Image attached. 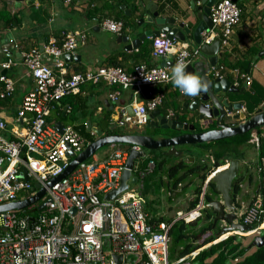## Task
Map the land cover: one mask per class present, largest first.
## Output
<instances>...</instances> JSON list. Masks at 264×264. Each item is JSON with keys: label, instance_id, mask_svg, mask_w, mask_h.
<instances>
[{"label": "built area", "instance_id": "obj_1", "mask_svg": "<svg viewBox=\"0 0 264 264\" xmlns=\"http://www.w3.org/2000/svg\"><path fill=\"white\" fill-rule=\"evenodd\" d=\"M239 1L220 0L212 7L213 27L202 34V45L218 40L220 51L228 49L241 21ZM63 2L69 6L72 0ZM93 22L116 36H121L124 30L122 22L111 19L98 18ZM85 40L86 33H66L60 45L49 42L42 49L32 48L20 55L21 64L33 79L35 88L24 96L16 115V122L24 127V136L8 140L5 136L7 124L0 118V206L26 201L41 190L44 194L23 210L0 213V264H129L127 258L130 256L136 258L133 264H192L200 250L169 261L168 234L175 222L188 223L192 215L193 220L199 218L203 202L197 206L196 213H179L170 224H155L145 211L140 192L130 189L111 202L104 201L105 195L119 188L129 152H140L139 146L126 151L118 146L105 161L82 162L69 175L50 185L72 163L68 151L77 157L88 144L72 127H64L62 134L58 133L48 119L63 98L80 94L84 85L103 84L117 91L131 90L137 99L143 97V104L135 98L126 106L133 109V116L125 112V107L119 111L120 122L141 128L147 124V116L156 111L165 98L163 93L155 94L152 90L171 84L174 66L183 62L186 70L199 56V48L189 41L179 42L161 35L151 39V57L170 56L173 59L171 68L141 64L134 66L131 72L101 67L69 74L63 57L74 54ZM46 58L52 61V66L45 64ZM16 65L12 59L0 64V100H5L15 90L14 81L2 73ZM223 70V67L213 68L211 73L220 79ZM239 79L246 86L251 84L247 76L241 75ZM179 94L185 95L181 90ZM109 98L117 104L119 92L112 93ZM172 117L173 113L169 112L167 118ZM154 168L153 161L144 168L135 163L132 171L138 180L135 186L150 176ZM23 171L26 179L20 177ZM139 189L143 190V186ZM41 205L44 208L39 211ZM262 213V201L258 197L241 215L242 225L252 227L259 222ZM261 230L259 226L251 233L259 235Z\"/></svg>", "mask_w": 264, "mask_h": 264}, {"label": "crops", "instance_id": "obj_2", "mask_svg": "<svg viewBox=\"0 0 264 264\" xmlns=\"http://www.w3.org/2000/svg\"><path fill=\"white\" fill-rule=\"evenodd\" d=\"M148 1L152 3L153 6L157 7L156 11L159 13L160 17L174 19L176 21V26L183 23L188 29L193 30L195 28L194 20L190 19L195 13V11L193 12L191 10L190 0ZM194 1L196 3L200 2V0ZM239 4L243 11L241 14L240 25L234 31L228 49L220 51L216 68H224L222 78L231 82L235 89L240 90L244 88L243 91H240L237 94L232 93L224 95L225 98L233 104H241L242 110H245V114L251 115L258 109H264V102H262L257 106L253 113H248L247 111L249 106L255 105V103L257 104V99H261V97L263 98L262 94L264 95V57H258L259 53L264 51V0H240L238 5ZM122 7L129 11L131 14L129 17L125 15ZM91 9H93L95 15L97 14L96 18H92V15L94 14L91 12ZM102 16L113 21H116L118 18L121 20L124 19L127 27L123 30L122 35L116 36L97 27L93 22V19H98ZM148 16L149 13L146 10V3H144V0H72L71 5L69 6L65 5L63 0H23L22 2H17V0H0V64L9 59L17 62L15 67L6 72V76L14 81L15 90L11 96L5 100H0V118H2L7 124L6 138L14 141L24 136V127L16 122V115L24 96L32 92L35 88L33 79L21 64V56L18 57L17 54L21 55L32 48L42 49V47L49 42H56V44L60 45L63 34L83 32L86 33V40L83 44H79V47L75 51L81 60L80 62L72 63L67 67L69 74L101 68L107 63V60L111 56H116L118 60L125 61L124 69L129 72L132 71L134 66L141 64H146L148 67L155 68H171L170 63L173 61L171 58H166L165 67H161V58L154 59L151 57L148 61H143L136 57L141 50L148 51L152 48V41L150 39L142 42L137 51L125 50L127 46L123 43V38L129 37V41L138 38L143 31L148 28V24L143 23L141 27H138V23H140L141 20L146 19ZM121 20L119 22H122ZM120 37L122 38L120 39ZM187 39L192 43L191 36H187ZM249 50H256L257 55L253 58V64L249 73L239 74V71L233 70L231 66L235 63L243 64V62L249 60L251 58L248 54ZM197 58L194 59V62L197 61ZM45 64L52 66V61L46 58ZM241 75L250 78L251 84L249 86H245L246 84L243 80L239 79ZM211 78L219 79L215 78L212 73ZM254 87L258 88L260 92L257 91L255 94L253 92ZM175 89V85L172 82L168 85L157 86L152 90L153 93H163L164 96L166 92V97L168 98V107L166 109L163 108L162 103L157 110H159L165 117L168 116L169 112H172L173 117L171 119L176 120L178 124L188 125L190 127L194 126V133L206 131L208 126H210L211 129H215L214 121L211 123L210 121L207 122L208 125L200 124L199 122H196V118L189 112L188 104L194 100L195 96H182L179 94V91H175ZM115 92H119L118 106L125 104L126 107L133 101V99H137V97L133 96V91L131 90L117 91L115 88L113 91L112 88L103 84H87L80 89V94L70 96L71 101H74L73 104H77L76 107L78 110L74 121L62 122L58 120V114L61 111L63 112L62 118L66 116L65 114L68 116L71 112L69 106H65L66 110L64 112L65 107L61 108L58 104L52 111L48 122L52 126L60 122L64 127H72L89 145L91 144V142L88 141L89 137L93 136V134L90 133L88 137L87 133L89 132L87 131L86 124L91 123L92 125H97L99 129L104 131L100 128L99 124L100 119L105 115L108 108L109 111L112 112L111 121L118 124L116 125L118 126L116 129L121 128L119 111L124 107H117L109 98V96ZM137 101L140 104H143L144 99L142 96H139ZM163 109L165 111H163ZM173 111H178L176 117L174 116ZM53 114L56 119L51 122ZM234 114L235 112H233V115ZM113 127L114 126L111 128ZM251 137V143H257L256 131H253ZM116 147L118 146H113V149L111 150L110 148V150L114 151ZM178 150L184 153L183 161L188 165L202 164L207 158L209 159V162L212 163V160L209 158V155L206 154V151L198 145L182 146L179 147ZM199 151L204 152L205 155L203 159L197 158L196 154L200 155ZM158 152H160V155L158 156L159 158L166 157L162 155V151ZM108 155H106L102 161H97V159L93 157L89 162L96 161L101 163L105 161ZM154 156L156 155L150 154L145 160L151 159V157ZM166 158H168L171 164V159H169L168 156ZM145 160L142 159L135 163L138 166H141ZM247 161L251 163L256 161V151L249 152ZM225 167H220L219 169ZM157 175L160 176L159 173ZM163 182H166L165 178H163ZM197 182L198 181H196V183ZM165 186H161V190L167 192L168 197L171 199L176 198L175 203L177 204L174 206L175 208L169 206V212L165 215L157 210V205L159 203L154 206L155 208L150 204L161 217L175 220L179 213L185 214L197 212V208L189 212V206L187 209L180 207L182 202L184 203L187 201V204L189 205L190 201L193 199V192L187 196L186 191H184L186 189H184L186 184L179 185L176 189H173L172 192L167 191V188L171 187L170 184L166 185L165 183ZM241 188L242 194L238 199L241 202V207L237 208L236 211V223H241L240 217L250 205L254 193L253 187L250 186L249 183L243 184ZM246 197L248 198L246 199ZM174 209L176 211L175 216H170ZM177 209H183L185 213H182ZM198 219H201V212L200 217L196 220ZM196 220H192L188 223H193Z\"/></svg>", "mask_w": 264, "mask_h": 264}, {"label": "water", "instance_id": "obj_3", "mask_svg": "<svg viewBox=\"0 0 264 264\" xmlns=\"http://www.w3.org/2000/svg\"><path fill=\"white\" fill-rule=\"evenodd\" d=\"M22 1L23 0H17V2ZM218 1L220 0H200L199 3H196L194 0H190L191 10L193 12L195 11L190 18L194 20L195 28L191 30L183 23L176 26V21L174 19L160 17L159 13L156 11L157 7L153 6L148 0H144L149 16L146 19L141 20L140 23H138V27H141L142 24L145 23L148 24V28L134 40L129 41V37L123 38V43L127 46L125 48L126 51H137L142 42L147 39L151 40L157 38L161 35L166 36L168 39H175L179 42L188 41L187 36H191V44L194 47L199 48V56L197 61L188 66L185 71L188 74L199 77L203 88L195 96L194 100L188 104L189 108H187L191 115L196 118V122L208 125L207 122L210 121L211 123L214 121L215 129H211L210 126H208L206 131L194 133V126L190 127L188 125L178 124L176 120L163 116L159 110L150 113L147 116V125L139 129L141 131L151 130L154 132H163L167 135L160 139L135 134L106 135L104 131L97 127V125L87 123V131L93 134L95 141L89 144L77 157H75L72 151H68V156L73 158L72 163L69 165L66 172L50 185H53L58 180L69 175L80 163L92 160L96 153L103 147H111L113 145H130L131 147L139 146L141 148L140 152H129L127 162L120 178L119 188L104 196V201L111 202L137 184L138 180L132 173L133 167L135 162L147 158V151H162V155L166 157L183 159L184 153L178 150L179 147L219 142L264 127V109H258L251 115L245 114L242 111L241 104H233L224 96L232 93L237 94L240 91H243L244 88L240 90L235 89L231 82L224 78H211V70L216 68L218 63L220 43L218 40H215L211 45H202V34L206 32L208 33L213 27L210 20V12L212 7ZM122 9L124 10L125 15L128 17L131 15L128 10L124 9V7H122ZM121 38L122 37H120V39ZM17 56L19 57L20 54H17ZM258 57H264V51L260 52ZM167 58L170 59V57ZM161 59V67H165L166 58ZM80 60V57L76 53L66 54L63 57V61L67 67L72 63L80 62ZM170 66L172 67L173 63H170ZM2 75H6V72H3ZM116 106L125 107V104H122L121 106L116 104ZM65 110L66 107L64 108V112ZM125 112L129 116H133V109L130 106L125 107ZM233 112H235L234 115ZM119 116H121V114ZM120 126L124 127V123H121ZM53 127L58 133L62 134L64 128L62 123L58 122ZM117 127L118 126H114L110 131H115ZM212 174L213 175L209 181L214 184V192L217 196L210 201L205 208L211 210L213 215V227L219 222L225 224L216 236L217 239L226 233L252 232L251 227L236 223L237 208L231 198L232 184L239 174V162L231 161L225 168H218ZM20 177L25 178V171H23ZM38 187V185H35V188ZM43 194L44 191L41 190L38 195L26 201L0 206V213L23 210L37 202ZM43 208L44 205H41L38 210L41 211ZM263 247L264 237L259 236L255 237L254 241L248 246V250L253 248L260 249ZM135 259L134 256H130L127 258V262L133 264ZM114 260L117 261V258L115 257Z\"/></svg>", "mask_w": 264, "mask_h": 264}, {"label": "trees", "instance_id": "obj_4", "mask_svg": "<svg viewBox=\"0 0 264 264\" xmlns=\"http://www.w3.org/2000/svg\"><path fill=\"white\" fill-rule=\"evenodd\" d=\"M239 8L241 9V12H243L240 4ZM91 12L94 14L92 15V18H96L97 14L95 15L93 9H91ZM104 18L107 17H99V19ZM120 20L121 19L118 18L116 19V22H119ZM121 21L125 29L127 27L126 21L124 19ZM248 54L251 57L249 60L243 62V64L235 63L231 66V68L233 70H238L239 74H248L253 64V58L255 55H257V51L249 50ZM151 55L152 48L148 51L141 50V52L138 53L136 57H138L139 60L141 59L143 61H148L151 58ZM124 63L125 61H120V59L118 60L116 56H111L107 60V63L102 67L124 69ZM83 87L84 86H82L81 89ZM110 88H112L113 91L115 89V87ZM175 88V91L180 90L176 86ZM257 91L260 92L258 88L254 87L253 92L256 94ZM262 96L263 98L261 97V99H257V104L255 103V105L248 107V113H253L257 106L264 102V95L262 94ZM167 99L168 98L166 97L165 92V100L163 102V108L165 109L168 107ZM73 103L74 101H71L70 96L63 98V100L59 102V106L61 108L69 106L71 109V112L68 114V116L65 114L66 116L64 118H62L63 112L61 111L58 114L59 121L67 122L75 120V115L77 114L78 110L76 107L77 104L74 105ZM163 111L165 110L163 109ZM173 112L174 116L176 117L178 111ZM111 115L112 112L109 111L108 108L105 112V115H103V117L100 119V128L104 130L106 135L115 134L116 130L113 132L110 130L112 126L118 125L111 121ZM255 131L257 133V143H251V136L253 133V131H251L233 138L221 140L219 142L198 145L206 151V154L209 155L212 163H210L209 159L207 158L204 163H200L199 165H188L185 161H183V159H176L178 162L175 164H170L168 158L162 156V158H159L158 156H154L151 157V159L145 160V162H143L140 166L141 168H144L150 161H153L155 168L151 175L160 173L162 176H167L168 183H166V185L170 184L172 187L167 188V191L169 192H172L173 189H176L182 184H186L184 189L186 187H190L191 185L195 186L193 191V199L189 203V212L197 208L201 200L204 205V208L201 211V219H198L193 223H185L183 220H180L172 225L168 234L170 239L168 249L169 261H177L178 259L184 258L191 253L201 250L203 247L217 241L216 236L218 231L216 230V227L218 223L215 225V227H213V215L211 210L205 208V206L210 201L216 198L217 194L214 192V184L211 181L208 182L204 194L203 188L208 178L216 169L226 166L231 161L239 162V174L233 181L231 191V198L233 199L236 208L241 207V202L238 200L242 194L241 186H243L245 183H249V185L253 187L254 192L250 205L258 197H260L263 208V213L259 218V222L255 223L252 226V229H256L264 222V127L256 129ZM250 151H256V161L254 163L247 161ZM165 168L167 169L165 170ZM171 180L172 182H170ZM195 180L198 182L196 183ZM161 186H165V182H163V180ZM247 198L248 197H246V199ZM145 211L152 217V222L155 224H170L174 221L173 219L161 217L157 211H154L152 206H149L147 209H145ZM201 221L204 222H202L201 226H198L199 222ZM208 232L211 234L205 236ZM224 238L225 237L221 239ZM240 239L241 238L236 235L230 236L221 242L211 245L209 248L200 251L199 254L192 260V264H264V247L255 249L254 252L248 254V246H242Z\"/></svg>", "mask_w": 264, "mask_h": 264}, {"label": "rangeland", "instance_id": "obj_5", "mask_svg": "<svg viewBox=\"0 0 264 264\" xmlns=\"http://www.w3.org/2000/svg\"><path fill=\"white\" fill-rule=\"evenodd\" d=\"M55 119H56V117L53 114L52 117H51V122H53ZM87 134H88V137H89L90 133H87ZM133 134L151 136V137L156 138V139H160L162 137H166L167 136L163 132H154V131H151V130L141 131L137 127L128 126V124L124 125V127L116 129V131H115V135H133ZM88 141L93 143L95 141L94 136L89 137ZM113 146H116V145H113ZM113 146L112 147L106 146V147H103L102 149H100L95 155V158L97 159V161H102L106 157V155H108V154L110 155L111 154L110 152H113V151H111L113 149ZM120 147H121V149H124V151H126V150H129L131 146L130 145H121ZM110 148H111V150H110ZM199 152H200V155L196 154L197 158L203 159L204 155H205L204 152H201V151H199ZM150 154L159 156L160 152H158V151H156V152L155 151L154 152L147 151V156H149ZM145 159L146 158H144L143 160H145ZM170 159H171V164H174L176 162V158L171 157ZM166 169L167 168H165V170ZM161 176H159L157 174L151 175L148 178H146L145 181H142V183H140L138 186H132L131 187V191H133V192L137 191V192L141 193V195H142L141 197H142L145 209H147L149 206H151L150 204H152V206L154 207L156 204L159 203L157 205V210L161 211L165 215V214H167V212H169V208H170L169 206L174 207L177 203H175V201H176L175 199L176 198L175 199H173V198L169 199L167 192L161 190V183H162L163 178L166 179L165 183L168 182V177L167 176H164V175L162 177ZM170 182H172V180ZM140 185L143 186V190L139 189ZM194 188H195V186H193V185H191L190 187H186V189L184 190V191H186V195L189 196L194 191ZM187 203H188L187 201L184 202V203L182 202L180 204V207L187 209V207L189 206ZM177 210H180L182 213H185V211L183 209H177ZM154 211H156V210L154 209ZM175 213H176V211L174 209L173 213H171L170 216H175ZM202 222H204V221L199 222L198 226H201ZM223 226H225V224H222L221 222L218 223V225L216 227V230L218 231L217 235L219 234V231H220V229ZM210 234L211 233L208 232L205 236H208ZM245 234L246 233H241V234L237 235L238 237L241 238L240 242H241L242 246H244V247L245 246H249L255 239V236H249V235H245ZM259 234L261 236H264V230H261ZM222 236H224V235H222ZM222 236L217 239L218 242L222 241L224 239H227L228 237H230L232 235L227 236L224 239H221ZM247 236H249V237H247ZM212 245H213V243H212ZM209 247L210 246L207 245V246L203 247L201 250L207 249ZM254 250H255L254 248L249 250L248 254H251L252 252H254Z\"/></svg>", "mask_w": 264, "mask_h": 264}, {"label": "clouds", "instance_id": "obj_6", "mask_svg": "<svg viewBox=\"0 0 264 264\" xmlns=\"http://www.w3.org/2000/svg\"><path fill=\"white\" fill-rule=\"evenodd\" d=\"M185 67H186V65L183 62H179V63H177L174 66V68L172 70V77H171L172 82L174 83V85L177 88H179L181 90V92L183 94L188 95V96H196L203 88L201 80L196 75H192V74L186 73ZM121 123H123V122L121 121ZM124 125H127V124H124ZM128 126H130V125H128ZM239 224H241V223H239ZM260 226H261V224H260ZM262 229L264 230V228H262ZM253 230L254 229H252V231ZM237 233L238 232H234V233H231V235L232 236H235V235L237 236ZM251 236H255V237H259L260 236V237H262L260 234L259 235H251ZM216 243H218V241H215V243H213V244H216ZM211 245L212 244H210L209 246H211ZM200 251H202V250H200Z\"/></svg>", "mask_w": 264, "mask_h": 264}, {"label": "bare ground", "instance_id": "obj_7", "mask_svg": "<svg viewBox=\"0 0 264 264\" xmlns=\"http://www.w3.org/2000/svg\"><path fill=\"white\" fill-rule=\"evenodd\" d=\"M225 167V166H224ZM194 219V216L191 218V220H193ZM261 228H264V224H262L261 225ZM239 234H241V233H237V235H239ZM229 235H231V233H228V234H225L224 236H222V238L223 237H227V236H229ZM245 235H249V236H251L252 235V233L251 232H247ZM249 236H247V237H249Z\"/></svg>", "mask_w": 264, "mask_h": 264}]
</instances>
